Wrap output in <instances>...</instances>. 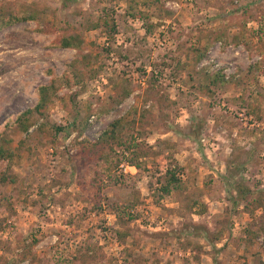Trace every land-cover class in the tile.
I'll use <instances>...</instances> for the list:
<instances>
[{
    "label": "rangeland",
    "instance_id": "374dc122",
    "mask_svg": "<svg viewBox=\"0 0 264 264\" xmlns=\"http://www.w3.org/2000/svg\"><path fill=\"white\" fill-rule=\"evenodd\" d=\"M0 145V264H264V0H0Z\"/></svg>",
    "mask_w": 264,
    "mask_h": 264
},
{
    "label": "trees",
    "instance_id": "16d2710c",
    "mask_svg": "<svg viewBox=\"0 0 264 264\" xmlns=\"http://www.w3.org/2000/svg\"><path fill=\"white\" fill-rule=\"evenodd\" d=\"M28 19H34V15L33 14H30L28 16H20V15H16V14H13V15H8L7 17L6 16H3V19H2V23L3 25H8L12 22H16V21H20V20H28ZM114 30V29H113ZM57 41V44L63 46V47H69V46H77L78 43H75L73 38L70 37V38H66V37H59L56 39ZM49 89H51V85L49 86H40L39 89H38V96H39V99H38V102L37 104L35 105V111L38 112L39 114H42L47 106V104L49 103L50 101V93H49ZM29 111H25L23 113H21L19 116H18V119L20 120L19 123L20 125H18L22 130H27L28 127L30 125H27L29 124L28 122V119L25 118V115L28 114ZM115 124V123H114ZM116 127V125H114ZM15 154L14 152L9 149V148H4L2 145H0V159L2 160H6L7 163L9 165H11L14 160H15ZM178 181L175 180L174 178V174L171 173L170 174V179H168V183L171 184L172 186H176V183ZM163 190L167 191L168 190V186H165L163 188Z\"/></svg>",
    "mask_w": 264,
    "mask_h": 264
}]
</instances>
